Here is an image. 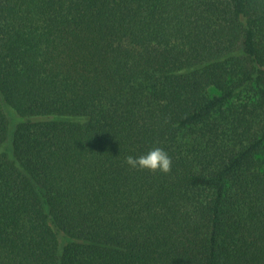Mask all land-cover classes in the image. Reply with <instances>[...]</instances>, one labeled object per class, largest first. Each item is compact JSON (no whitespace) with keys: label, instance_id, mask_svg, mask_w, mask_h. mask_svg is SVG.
Masks as SVG:
<instances>
[{"label":"trees","instance_id":"16d2710c","mask_svg":"<svg viewBox=\"0 0 264 264\" xmlns=\"http://www.w3.org/2000/svg\"><path fill=\"white\" fill-rule=\"evenodd\" d=\"M0 264H264V0H0Z\"/></svg>","mask_w":264,"mask_h":264},{"label":"clouds","instance_id":"9594fccd","mask_svg":"<svg viewBox=\"0 0 264 264\" xmlns=\"http://www.w3.org/2000/svg\"><path fill=\"white\" fill-rule=\"evenodd\" d=\"M125 163L131 168L147 169L167 173L172 167V157L162 147L153 146L139 155H128Z\"/></svg>","mask_w":264,"mask_h":264}]
</instances>
